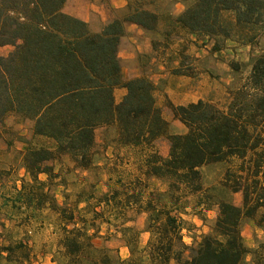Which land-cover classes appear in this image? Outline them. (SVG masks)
Wrapping results in <instances>:
<instances>
[{
  "label": "trees",
  "instance_id": "trees-1",
  "mask_svg": "<svg viewBox=\"0 0 264 264\" xmlns=\"http://www.w3.org/2000/svg\"><path fill=\"white\" fill-rule=\"evenodd\" d=\"M65 1L0 0V47L12 46L0 55V124L8 117L30 121L32 137L41 140L38 145L22 140L21 167L30 179L22 195L27 205H41L46 197L56 204L55 196L43 191L59 180L51 161L67 155L79 168L90 166L96 127L115 124L118 142L135 146L149 144L168 130L154 83L143 75L123 79L118 58L124 22L153 30L156 14L135 8L94 32L85 21L62 11ZM224 12L232 13V25L250 31L232 40L251 45L253 31L264 20L263 0H195L171 19L172 26L203 44L212 38L231 39ZM218 46L215 40L212 49ZM118 87L125 92L116 102ZM170 108L185 131L168 135L166 157H147L148 175L166 180L171 196L194 193L201 190L202 166L238 158L237 173L246 183L234 191L242 190V206L220 202L211 231L194 246L182 241L178 215L152 207L147 231L154 237L147 243V261L139 258L135 264H243L250 249L242 239L241 219L261 209L257 225L264 228V54L253 59L248 76L228 92L224 106L198 99ZM82 236L79 229L64 230L62 247L71 264L83 257L88 237ZM0 259L24 264V245L0 244Z\"/></svg>",
  "mask_w": 264,
  "mask_h": 264
},
{
  "label": "rangeland",
  "instance_id": "rangeland-1",
  "mask_svg": "<svg viewBox=\"0 0 264 264\" xmlns=\"http://www.w3.org/2000/svg\"><path fill=\"white\" fill-rule=\"evenodd\" d=\"M121 1L66 0L62 11L90 9L92 15L87 25L96 32L106 23L122 17L123 11L115 7ZM125 1H140V8L157 12L159 19L149 37L157 47L170 45L173 51L165 66L160 58L166 59V55H161L159 48L154 50L144 69V76L156 87L157 105L168 122L167 133L149 144L135 146L118 142L115 124L96 127L90 166L79 168L67 155L51 161L59 180L43 191L53 194L57 202L52 204L48 197L41 205L32 202L33 209L25 214L20 203L24 202L22 195L26 194L30 179L20 176L25 148L22 140L31 139L36 145L41 140L32 137L30 121L6 118L0 124V183L6 185L9 203L0 204V244L21 242L27 255L24 264H71L73 259H69L62 247L65 229H79L84 234L83 239L88 237L83 257L80 261L76 259L78 264H135L139 258L147 261V243L154 237L147 231L152 207L178 215L183 220L182 241L194 246L203 234L211 231L220 202L242 206V190L234 191V187L242 188L246 183L237 173L241 162L238 158L205 164L200 168V191L173 192L172 196L166 192V180L148 175L146 159L152 153L166 157L168 135L185 131L173 117L170 104L203 99L225 105L228 92L248 76L253 59L264 54V20L253 31L256 37L252 44L247 45L232 39L238 33L250 32L248 27H235L230 23L232 13L224 12L222 20L230 28L232 38L207 39L203 44L202 40H192L186 30L172 26L171 19L195 0ZM167 29L170 33L163 37ZM215 40L219 42L217 50L212 49ZM11 50V45L1 46L0 55ZM175 69L179 72L174 73ZM114 97L120 100L118 89ZM42 176L39 178L45 180L46 176L44 179ZM19 185L21 194H17ZM18 196L20 201L16 199ZM260 215L261 209L254 216L241 219L242 239L250 249L243 264H264V228L257 225ZM130 260L131 263L127 262ZM0 264L20 263L0 259Z\"/></svg>",
  "mask_w": 264,
  "mask_h": 264
},
{
  "label": "crops",
  "instance_id": "crops-1",
  "mask_svg": "<svg viewBox=\"0 0 264 264\" xmlns=\"http://www.w3.org/2000/svg\"><path fill=\"white\" fill-rule=\"evenodd\" d=\"M140 6V1H121L120 4L115 5L118 10L123 11L122 17H119L117 19H124L126 16L129 15L135 8L144 9L151 11L156 14L157 19H159L157 12L152 9H146L145 7ZM181 12V11H180ZM92 11L90 9L82 10V11H73L68 12L67 14H70L72 16H75L86 23L89 21ZM177 13L176 15H178ZM154 30V29H153ZM153 30H147L140 25L133 23V22H124V33L120 38L119 46H118V58L120 61L121 66V74L123 79H129L136 76H144V69L146 68L147 61L149 59H152V52H156L154 50L160 49V54L166 55V59L163 57L160 58V60H164L162 64L166 66L168 64L169 57L173 53L171 46L168 45L162 46L160 48L154 45V41L149 37L150 32ZM167 31H164L163 37H167ZM192 37V40H195V36L190 34ZM149 37V38H148ZM163 42V41H162ZM156 44V43H155ZM159 55V56H161ZM128 65H132L130 68H128ZM120 91L121 97L124 94L125 90L124 88H115ZM114 89V91H115ZM121 99V98H120ZM118 102V101H116ZM21 177L24 180H29L28 175L26 174L23 167H20ZM42 179L45 178V175L41 177ZM22 179V181H23ZM21 182V180L19 181ZM24 184V183H22ZM6 185L5 183H0V200L1 205L7 204L8 202V194L5 191ZM22 191H20V185L18 186L17 194H21ZM20 201V199H19ZM22 205V208L25 210V214H27L29 211L33 209V203L30 205H27L26 203L22 202L20 203Z\"/></svg>",
  "mask_w": 264,
  "mask_h": 264
}]
</instances>
